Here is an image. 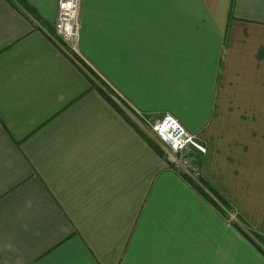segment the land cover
<instances>
[{
  "label": "crops",
  "instance_id": "obj_1",
  "mask_svg": "<svg viewBox=\"0 0 264 264\" xmlns=\"http://www.w3.org/2000/svg\"><path fill=\"white\" fill-rule=\"evenodd\" d=\"M27 1L39 20L0 0V264H264L141 117L199 135L202 181L264 237V0H81L112 102L59 0Z\"/></svg>",
  "mask_w": 264,
  "mask_h": 264
},
{
  "label": "built area",
  "instance_id": "obj_2",
  "mask_svg": "<svg viewBox=\"0 0 264 264\" xmlns=\"http://www.w3.org/2000/svg\"><path fill=\"white\" fill-rule=\"evenodd\" d=\"M79 0H60L59 16L55 23V32L64 39L70 47L67 55L83 71L85 62L78 50L80 40V22L78 21ZM92 69V68H91ZM148 129L164 146L166 161L171 169L184 172L195 182L200 180L203 172L200 166L195 165V156H205L208 152L206 143L197 134L189 132L172 114L165 113L160 118L150 120L141 115ZM194 160V161H193ZM236 211L233 214L235 219Z\"/></svg>",
  "mask_w": 264,
  "mask_h": 264
},
{
  "label": "trees",
  "instance_id": "obj_3",
  "mask_svg": "<svg viewBox=\"0 0 264 264\" xmlns=\"http://www.w3.org/2000/svg\"><path fill=\"white\" fill-rule=\"evenodd\" d=\"M10 1V3L14 6H17L22 8L23 10H26L27 13L29 15H31L34 19L39 20V16L36 12V10L30 5V3L27 0H8ZM85 66V68L87 69L88 72H86V75H90L92 76V80H96L97 78V74L94 72L93 69H91V67L87 64L84 63L83 64ZM85 72V71H84ZM90 78V77H89ZM99 80V79H98ZM98 87V90L100 91V93L107 98L109 101L112 102L111 97L108 95L109 91H107V86H105V84L103 82H99L98 84H96ZM101 85V86H99ZM109 90V89H108ZM156 148H158L156 146ZM158 150L162 153V150L160 148H158ZM190 184H192L193 187L196 188V190L198 192H200V194H202L205 198H207L211 203L214 204L213 198L208 194L211 193L213 194V196H215V198L221 202L226 208L231 207V204L228 202V200L223 197L213 186H211L208 182H203L201 180V182H199V184H197V182H189ZM212 198V199H211ZM236 229L251 243L253 244L257 250H259L263 255H264V237L260 236V235H256L253 234L250 230L247 233L245 231H243L242 228H240L237 224L235 225ZM249 233V235H248ZM253 236L256 237V239L252 238Z\"/></svg>",
  "mask_w": 264,
  "mask_h": 264
},
{
  "label": "rangeland",
  "instance_id": "obj_4",
  "mask_svg": "<svg viewBox=\"0 0 264 264\" xmlns=\"http://www.w3.org/2000/svg\"><path fill=\"white\" fill-rule=\"evenodd\" d=\"M59 8H60V0H59V2H58V16H59ZM77 9H79V12H78V21L80 22V14H81V0H79V2H78V7H77ZM58 19V18H57ZM56 31V30H55ZM54 37H55V39L58 41V44H59V46H60V50L61 51H63V53L64 54H67V52L70 50V47H69V45L67 44V42L62 38H60L58 35H57V33L54 35ZM80 39H81V23H80ZM79 43H80V40H79V42H78V45H77V47H78V50H79V52H80V49H79ZM80 54H81V52H80ZM85 60V59H84ZM85 73H86V71H85ZM96 82L97 83H99V82H103L104 84H105V86H107V88L109 89H107V91H109V93H108V95L111 97V99H116V94L114 93V91L112 90V88H110L109 87V85L108 84H106L104 81H100V80H96ZM99 86H101V85H99ZM194 161V160H193ZM195 165L196 166H200V163H199V161H198V159H197V156H195ZM187 179H188V182H195L192 178H190L189 176H187ZM201 180L202 179H200V180H196V182H197V184H199V182H201ZM195 188V187H194ZM196 189V188H195ZM199 194H200V192H199ZM208 194L213 198V201H214V204L213 203H211L207 198H205L202 194V196L213 206V208H215V210H217L220 214H221V216L223 217V218H225L226 220H227V222L229 223V224H231V225H233V226H235L236 224L240 227V228H242L243 229V231H245L246 233H247V228L245 227V225H243V223L240 221V219H239V217L238 216H236V218L234 219L232 216H233V214L237 211L235 208H233L232 206L231 207H229V208H226L221 202H219L216 198H215V196H213V194H211V193H209L208 192ZM211 198V199H212ZM248 232H249V230H248ZM253 234H256V233H254V232H252ZM248 235H249V233H248ZM257 235V234H256ZM263 237V236H262ZM252 238H254V239H256V237L255 236H253ZM253 245V244H252ZM253 247L257 250V248L253 245ZM259 253H261L259 250H257ZM262 254V253H261ZM263 255V254H262ZM263 257H264V255H263Z\"/></svg>",
  "mask_w": 264,
  "mask_h": 264
}]
</instances>
